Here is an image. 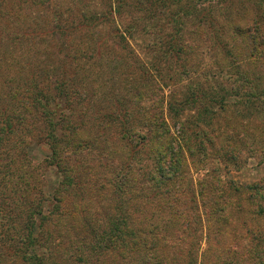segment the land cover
<instances>
[{"label": "rangeland", "instance_id": "obj_1", "mask_svg": "<svg viewBox=\"0 0 264 264\" xmlns=\"http://www.w3.org/2000/svg\"><path fill=\"white\" fill-rule=\"evenodd\" d=\"M126 1L101 23L89 18L105 0H0V264H138L140 248L88 257L75 239L108 219L117 172L132 174L131 213L158 224L139 227L176 264H264V0L182 3L193 16L178 63L156 59L176 4L156 16L149 0ZM174 138L183 163L166 189L183 212L136 196Z\"/></svg>", "mask_w": 264, "mask_h": 264}, {"label": "trees", "instance_id": "obj_2", "mask_svg": "<svg viewBox=\"0 0 264 264\" xmlns=\"http://www.w3.org/2000/svg\"><path fill=\"white\" fill-rule=\"evenodd\" d=\"M198 1L199 0H149L150 7L147 9L148 14L154 13L157 16L158 12H160L159 13L160 15L162 12L161 8L166 5L168 6V5L176 4L178 8L177 10H171L174 12L172 13L169 12L168 18L165 20V23L161 24L160 26L163 28L171 29L169 35L167 36L169 38L164 42L162 37L159 39L156 36V38L159 39V42L163 43L160 45L159 50L157 51L156 59L158 63H160L163 60H173L178 63V61L181 59V56L184 52L183 50L184 45L182 42L185 37V33L183 32L184 29L186 31V23L188 22V20H190V16H193L190 13V11H185L182 9L183 8L182 3H184L185 5L189 4L190 6L192 5L191 8L194 9V7L196 8L195 3ZM221 1L224 3L233 0H221ZM138 2H142V1L140 0ZM127 6L133 7L134 4H129L126 0H105V11L104 12L97 11L93 15H91L89 19L101 23L107 22L105 18L109 19V16L111 17L116 14L121 16L122 14H124L125 7ZM143 9L144 7L142 4V10ZM142 20H144V18H142ZM139 22H144V21H140L139 18L136 17L133 18V22H131V24L134 25V30ZM235 26H236L234 27L235 30L238 31L237 28L240 26L239 25H235ZM126 28L128 32H131L132 26L126 25ZM144 28L147 29V25H144ZM115 30L117 32L121 31V30L119 31V28L118 29L116 28ZM121 37L122 39H124V41L126 42L128 41L125 38L123 32L121 33ZM147 72L148 73H146V75L151 77V71L150 72L147 71ZM260 96L264 97V94L258 95V97ZM170 107L171 105L169 104V108ZM123 114L125 116L126 115L128 116L126 110L123 112ZM107 117H111V115L108 114ZM161 118H162L161 119L162 122L161 124H156V130L166 129V132L169 133L170 128L169 125L167 124L166 119L164 118V116H161ZM152 124H154V122ZM159 130L154 135L156 136L157 139H159V142L162 143V141H164V137H163V133H161ZM143 139H144L143 142L147 141L146 137H143ZM208 142H210V144H213V142L210 139H208ZM132 147L134 148L133 150L137 149V145L134 143ZM169 148H168L169 151L175 157H176L175 154H177L176 152L180 153V155L181 153L183 154V148L175 138H174V144L170 143ZM171 153L169 154L171 155ZM169 154L167 155V152L165 153L163 151H157L156 153L157 171L155 172L149 171L147 173H142V175H140L141 179L138 182H140V184H144V182L145 184L148 183V187H147L148 190L136 196H139L140 200H142V198L165 199V197L167 196V198L171 200L170 201L167 199V202L168 204L171 203L169 207L171 208L172 212L174 210L178 212L179 211L183 212L182 210H179L178 207L175 208V204L178 200L177 197L179 196L178 192L175 191V194H172L169 193V189H166L167 188L166 181L170 178V175L167 174L168 169L174 171V169L182 166L183 155L178 156L175 159L173 156H169ZM114 177L117 178V182H118V185L114 190V195L115 197H117V200L113 206L112 205L109 206V208H111V211L104 209L105 217L108 219H102L103 223L97 226L99 227V230H97L95 227L90 229L91 233L86 235V237L76 235L75 239L78 240L79 246L81 247L84 246L87 248V251H89L87 255L88 257L93 255L95 252H99L100 249H105L106 247L110 250V252L118 255V258L123 261L127 259V254H126L127 251H129L132 248L134 249L140 248V250H142L143 252L141 253L140 256H138L139 258L138 264H176V261L172 260V258L170 257L165 256L163 253L164 248L167 245H169L166 242L165 238H160V234L158 233L157 235L155 231L148 233L142 231V228L139 227L140 225H143L144 222H146L144 223L145 224L144 227H151L152 229L158 231L159 228L158 224L144 219L147 218V215L145 214L137 217L134 216V213H131V211L134 212L135 210L134 207L136 206V204L131 205L132 201L128 200L129 197L127 195V193L130 191V189L128 191L127 186L131 181H133L132 174L117 172L116 174H114ZM66 178L70 180L69 184H75L76 186L83 185L82 172L76 173L75 175L74 174L68 175L66 176ZM98 184H99L98 186L101 188L103 186L105 187L104 183L101 181H99ZM189 189L192 190L191 187ZM183 191L186 192L188 191V189L186 188ZM9 216H11L10 213ZM141 221L144 222L142 223ZM33 226L34 225L29 224L27 227L30 234L33 232ZM87 227L89 228L90 226ZM130 236H135L136 238H134V240L131 241L132 239H127ZM91 258L93 259V257ZM74 261L83 264V259H81L80 257L75 258ZM73 264H77V263H73ZM109 264H113L112 261H109Z\"/></svg>", "mask_w": 264, "mask_h": 264}]
</instances>
